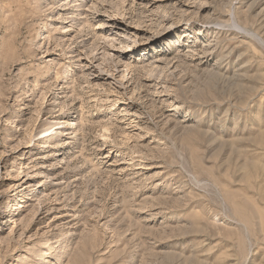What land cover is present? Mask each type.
I'll list each match as a JSON object with an SVG mask.
<instances>
[{
    "label": "rangeland",
    "instance_id": "1",
    "mask_svg": "<svg viewBox=\"0 0 264 264\" xmlns=\"http://www.w3.org/2000/svg\"><path fill=\"white\" fill-rule=\"evenodd\" d=\"M62 244L264 264V0H0V264Z\"/></svg>",
    "mask_w": 264,
    "mask_h": 264
},
{
    "label": "bare ground",
    "instance_id": "2",
    "mask_svg": "<svg viewBox=\"0 0 264 264\" xmlns=\"http://www.w3.org/2000/svg\"><path fill=\"white\" fill-rule=\"evenodd\" d=\"M175 39H178V37H175ZM173 45H179V43L174 42ZM58 128H62V126L56 127V129H58ZM49 134H51V133H48V135ZM44 136H47V134H45ZM32 146H34V145H32ZM29 147H30V145H29ZM66 247H67L66 244H62L58 248L53 249L50 252V255H49V256H51L52 260H48V259L45 260V264H49V263L53 262L55 260V258L57 257L58 254H60L61 252H64L65 251Z\"/></svg>",
    "mask_w": 264,
    "mask_h": 264
}]
</instances>
